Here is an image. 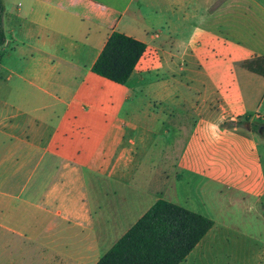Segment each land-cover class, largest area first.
Masks as SVG:
<instances>
[{"label": "crops", "instance_id": "crops-1", "mask_svg": "<svg viewBox=\"0 0 264 264\" xmlns=\"http://www.w3.org/2000/svg\"><path fill=\"white\" fill-rule=\"evenodd\" d=\"M4 26L0 264L23 244L97 264L159 200L185 206L181 185L264 224V133L247 128H264V77L243 67L264 58V0H5ZM114 32L146 45L126 85L92 72Z\"/></svg>", "mask_w": 264, "mask_h": 264}, {"label": "trees", "instance_id": "trees-1", "mask_svg": "<svg viewBox=\"0 0 264 264\" xmlns=\"http://www.w3.org/2000/svg\"><path fill=\"white\" fill-rule=\"evenodd\" d=\"M5 0H0V58L7 42L4 26ZM146 45L114 32L95 62L96 75L126 85ZM243 67L264 77V58L255 57ZM248 118L227 125L245 127ZM252 131L262 126L252 124ZM214 227V221L166 200H159L105 253L97 264H183Z\"/></svg>", "mask_w": 264, "mask_h": 264}, {"label": "rangeland", "instance_id": "rangeland-1", "mask_svg": "<svg viewBox=\"0 0 264 264\" xmlns=\"http://www.w3.org/2000/svg\"><path fill=\"white\" fill-rule=\"evenodd\" d=\"M6 66L11 67L10 61ZM2 75L0 95L11 97L10 74L3 71ZM178 189L180 199L186 203L183 207L193 212L202 211L201 203L207 200L210 209H207L205 215L213 217L219 224L183 264H264V224L252 222L256 218L255 207L251 211L248 206L235 204L216 210L214 204L218 205L217 200L210 188L181 185ZM110 247H101L100 254H104ZM5 250V264H43L37 248L23 244Z\"/></svg>", "mask_w": 264, "mask_h": 264}, {"label": "water", "instance_id": "water-1", "mask_svg": "<svg viewBox=\"0 0 264 264\" xmlns=\"http://www.w3.org/2000/svg\"><path fill=\"white\" fill-rule=\"evenodd\" d=\"M247 128L250 130L251 129V125L248 124ZM260 133L263 134L264 133V128H260Z\"/></svg>", "mask_w": 264, "mask_h": 264}]
</instances>
